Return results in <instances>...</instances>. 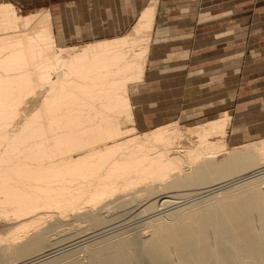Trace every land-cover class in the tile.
<instances>
[{"label": "bare ground", "instance_id": "obj_1", "mask_svg": "<svg viewBox=\"0 0 264 264\" xmlns=\"http://www.w3.org/2000/svg\"><path fill=\"white\" fill-rule=\"evenodd\" d=\"M159 2L123 35L62 46L49 8L0 0V264H264V137L231 146L229 110L181 124L210 103L199 86L152 97L183 79L147 76ZM132 204L141 237L114 234L108 214Z\"/></svg>", "mask_w": 264, "mask_h": 264}, {"label": "rangeland", "instance_id": "obj_2", "mask_svg": "<svg viewBox=\"0 0 264 264\" xmlns=\"http://www.w3.org/2000/svg\"><path fill=\"white\" fill-rule=\"evenodd\" d=\"M10 1L15 3L23 14H27L30 10H34L36 8H44V7L49 8V6L51 4V0H10ZM250 8L252 9V11H254L257 8L263 9L264 6L258 5L257 0H255L253 2V4H251L250 6L242 7V9L240 11H243L244 9H246V10H244V12H247V11H250ZM236 10H238L237 7H235V11ZM211 13L212 12H210L209 14L213 16V13L212 14ZM231 13H233V12H231ZM253 16H254V14H253ZM52 17H53V12H52ZM226 20H224V22L221 21L218 25H215L217 23H214V24H206L204 26H202V25L201 26H199V25L195 26V32H192V34L189 35V37H191V38L193 37L191 43L183 46L182 49H181V46H178V45L171 48L169 46L170 45L169 43L166 45L165 44L162 45V47H160V48H157V47L155 49L153 48V51L151 53V57H150L149 61H151V62L152 61H161V63H159L160 65L153 66L151 64V62H149L148 63L149 68H148L147 76L149 75L150 71H154V70L160 71L162 74L161 76H163L165 73L168 74L170 72H176V73L180 72L181 73L182 71H180V70H182V68L186 67L184 70L185 74L184 73L182 74V76L184 77L182 81H170V80L165 81L164 80L165 83L163 82V84L161 85V88H159L162 90L152 91V93H151L152 97L158 98V96L165 94V91H167V90L173 91L174 88L172 87V85L173 84L175 85L176 83L181 84V85L183 84L182 85L183 89L181 91L182 94H186V92H188V91L192 92V90L196 89V87L199 86V87L203 88L206 92L209 91L208 94L210 96H212L211 99H209L210 103H208V105H206V107H204V110L202 112H199L198 110H197L198 111L197 112L196 109H198V108H196L194 111L191 112L192 113L191 115L188 114L187 117L184 119L182 118L183 119L182 120L180 118L183 117L185 113H184V111H182V109H183L182 105H179L178 110L172 111L170 113H164L162 116H159V118L155 120V124L164 123L168 119L173 120L174 118H177V121L182 120L180 122L181 124H183V123L185 124L186 122L192 123L194 121L205 122V121L209 120V118L218 115L220 112H223L224 110H226V111L229 110L232 112L233 118H232V123H231L232 125L228 129V135H227L226 139L228 140V142L231 146H239L243 142L251 143L253 141L258 140L259 138L264 137V95L262 94L264 92V87H263L264 81L262 79L260 80L258 78H255L254 80H256V84L254 85L252 83L253 77H251L249 79V77L252 76V74L259 76L263 71H260V69H257V70L255 69V72H253L252 68L248 69L249 66L251 65L252 61L250 59L245 61V59H246L245 57L251 56V52L245 53V50H243L244 48L242 49V51H240V53H238L236 55L234 54V55L225 56V58L228 59L229 61L224 62L225 58L219 56V54H221L222 50L221 51L217 50V45L218 46H220L221 44L226 45L227 48L225 47L224 50H227V49H229V47H231L228 42H225V41L221 42V43L219 42L222 39L230 37V35H231V33L225 32L229 28H231V26L228 23H226ZM62 22H64L65 25L68 24L67 19H63ZM53 26L55 27L56 36H61L62 40H63V38L65 40V41L63 40V42H62V44H61L62 46H74V45H78V44L82 45V44L89 43L90 41L100 40V39L106 38V37H103L100 39L89 38V39L83 40V41H77L75 39H71V40L66 41V37L63 34V25H61V22L60 21L57 22V20L53 18ZM227 26H228V28H227ZM237 26H239L240 29L243 28V26H241V24H237L235 27H237ZM250 26L251 27L249 28V30L250 29L252 30L253 23H251ZM191 27H192V25H191ZM191 27L190 26H188L186 28L185 27H179L180 28L179 30L184 32L185 29H190ZM66 29H67L65 31V33H67L66 36L70 37V33L72 31L69 30L68 26H66ZM129 29L122 32V34H118V35L125 34L126 32L129 31ZM158 30H163V33L161 32L160 35L162 34V36H168L167 40L171 38V37H169L170 36L169 31L170 30L168 28H165V29L157 28L156 34H159ZM198 30L200 31V32H198L199 33V37H198L199 39H197V36H196V33ZM241 30L244 31V29H241ZM243 31H241V32H243ZM202 32H203V34H201ZM165 33H168V34H165ZM181 34L183 35V33H181ZM216 34H218V35H216ZM107 38H110V37H107ZM196 39H197V41H196ZM248 40H249V44L246 43L247 44L246 47H248V49H249L251 46V44H250L251 38H249ZM174 41L175 40L171 41V43H174ZM188 41H190V40H188ZM179 43H181V42H179ZM236 43H242L243 47H244L245 41H243V42L236 41ZM255 43H257V42H255ZM166 46H169V47H166ZM194 47H195V49H194ZM172 49H176V50L181 49V51L180 50H177V51L174 50L173 51ZM171 50L173 52V55H174L173 58L174 59L172 58L169 60L168 57L170 55H172V54H170ZM190 54H191V56L192 55L193 56L191 57ZM236 57L240 58L239 64L237 66L239 68H236V67L230 65V60L235 59ZM234 68L237 70H232ZM174 69H176V70H174ZM178 69H180V70H178ZM157 71L155 73H152V75L154 76V75L159 74V72H157ZM154 77L157 78L156 76H154ZM197 89H198V87H197ZM210 91L214 92V93H211ZM164 98H165V96H164ZM244 98H247V100L243 101ZM159 102H158V99H157V101L152 100L151 102L147 103L146 108L148 110L150 108H159L160 107L158 104ZM170 102H177V101L176 100H170ZM168 106H170V105H168ZM208 109H211V110L208 111ZM163 112H165V111H162L161 113H163ZM186 190L187 189H184V191L183 190L182 191H173L171 194L172 195L179 194V193L181 194L182 192L183 193H196V192H198V190L202 191L201 187H196V189H192V190L191 189H188L187 191ZM194 199L195 198H193V200ZM135 206H136V204L127 205L123 208H119V209H116L115 211H112L110 213L111 215L108 214L109 219L114 220L111 222L112 224L111 223L109 224V225H111L110 229L113 228L112 232L114 234H119V233H123V232L127 231L128 234H133V235L135 234V236L137 238L141 237L142 234L140 232L143 229L142 225L144 224V221L141 217H138L139 219L136 217H137V213L142 209L139 208L138 206H136V207ZM103 228L102 227H99L97 229L95 228L96 230L95 229H94V231L90 230L91 232L88 230V232L85 233L84 235L94 233L92 236L94 237V235H95V238H94L92 243L96 244V243L102 241L100 239H99L100 241L98 240V238L100 236L99 233L100 232L102 233V232L109 230V227H108V230H105V229L103 230ZM114 229H115V231H114ZM82 230L85 231L86 229L85 228L79 229V232L76 231L77 233H75V231H72L73 237L71 236V233H69V232H67V234L64 233L63 235H59L60 237L56 236L57 237L56 240H57V242L61 241V243H59V244L64 245V246L66 244L72 245L74 241H75L74 242V244H75L76 242H79L77 240V238H78L77 234H79L80 231H82ZM112 232L108 236H106V238H109V236H111V234L114 235ZM96 234H98L99 236ZM68 235H69V237H68ZM84 235L81 234V235H79V237L84 236ZM88 236L92 237L90 235H88ZM74 237H76V238H74ZM66 238H67V241L65 240ZM84 238L85 237H83V239ZM106 238L104 237L103 239H106ZM80 239H82V238H80ZM63 240H65L66 242H64ZM81 248H86V247L82 246ZM83 255H84V253H81L80 257H82Z\"/></svg>", "mask_w": 264, "mask_h": 264}, {"label": "crops", "instance_id": "obj_3", "mask_svg": "<svg viewBox=\"0 0 264 264\" xmlns=\"http://www.w3.org/2000/svg\"><path fill=\"white\" fill-rule=\"evenodd\" d=\"M254 1L253 0H160L158 6L159 8L158 17H157L158 25L156 29L168 28L170 30L169 37L171 38L167 40L168 36H165L167 37L166 44L169 43L170 44L169 46L171 48L178 45L181 46L182 49L183 46L191 43L193 37L191 38L189 37V35H191L192 32H195V26L197 25L204 26L206 24H214V23H217L215 25H218L221 21L224 22V20L227 19L226 23H228L231 26V28H229L225 32L231 33V35L230 37L222 39L219 42L220 43L224 41L228 42L231 47H229V49L227 50H224L226 45L223 44H221L220 46L217 45V50L220 51L222 50L219 56L225 58V56L228 55H234V54L236 55L240 53V51H242L243 48H244L243 50H245V53L251 52V56L245 57L246 58L245 61L250 59L252 61L251 65L255 67L254 69H260L263 67L261 69V71L263 72L259 76L252 74V76L249 77V79L253 77L252 83L255 85L256 84V80H254L255 78H258L260 80L262 79L264 81V20H263L264 8L263 9L257 8L254 11H252V9L250 8V11L247 12H244V10L246 9L240 11L242 7L250 6L251 4H253ZM147 3L149 4L150 0H51V4L49 8L50 11L53 12V18L56 19L57 22L60 21L61 25H63V34L66 37V41L71 39H75L77 41H83L89 38L100 39L103 37H115L118 36V34H122V32L128 30L129 28H132L140 12L143 9H145V7L147 6ZM257 4L264 6V0H257ZM235 7H237L238 10L235 11ZM210 12L213 13V16L209 14ZM63 19H67L68 21L67 25H65L64 22H62ZM251 23H253V27L252 30L251 29L249 30V28L251 27L250 26ZM237 24H241V26H243V28L241 29H244V31L241 30L239 26L235 27ZM66 26H68L69 30L72 31L70 33V37L66 36L67 35V33H65V31L67 30ZM188 26H190L191 28L185 29L184 32L179 30L180 29L179 27L186 28ZM198 32L200 31L198 30L196 33L197 39H199ZM181 33H183V35ZM201 34H203V32ZM249 38H251L250 41L251 46L248 49V47H246L247 45L246 43L249 44V40H248ZM173 40H175L174 43H171V41ZM236 41H240V42L245 41L244 47L242 43H236ZM255 42H257L258 44ZM162 45L164 44L162 43ZM162 45L158 46L157 48L162 47ZM181 49H177V50L181 51ZM172 50L177 51L176 49H172ZM172 50L170 51L171 52L170 54L172 55L168 57L169 60L174 57ZM225 61H229V60L225 58L224 62ZM239 61L240 58L236 57L235 59L230 60V65L239 68L237 67L238 65H236L237 62L239 63ZM152 65L155 66L158 64H152ZM185 68H182V70H180L182 71L181 72L182 74L183 73L185 74L184 71ZM232 70H237V69L234 68ZM156 71L157 70L150 71L149 75L151 73H155ZM157 72L161 73L160 71ZM171 73H175V72H170L166 74L169 76V74ZM164 80L165 79L160 81L164 82ZM167 81H169V79H167ZM170 81H174V80H170ZM163 82H157V81L153 82V84L150 86V89L161 88ZM262 94L264 95V92ZM199 99L201 100L202 97H200ZM199 99H193V100H199ZM246 100L247 98L243 99V101ZM187 102L188 100H183L180 102L179 105H182V107L184 108V105L187 104ZM177 107H175V110H178Z\"/></svg>", "mask_w": 264, "mask_h": 264}]
</instances>
